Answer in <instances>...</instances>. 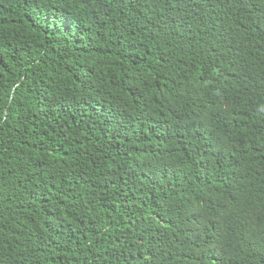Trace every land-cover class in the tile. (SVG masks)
Here are the masks:
<instances>
[{
    "label": "trees",
    "instance_id": "1",
    "mask_svg": "<svg viewBox=\"0 0 264 264\" xmlns=\"http://www.w3.org/2000/svg\"><path fill=\"white\" fill-rule=\"evenodd\" d=\"M0 264H264V0H0Z\"/></svg>",
    "mask_w": 264,
    "mask_h": 264
}]
</instances>
